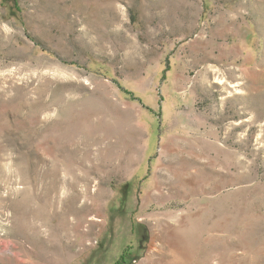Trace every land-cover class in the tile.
Wrapping results in <instances>:
<instances>
[{"label":"rangeland","instance_id":"rangeland-1","mask_svg":"<svg viewBox=\"0 0 264 264\" xmlns=\"http://www.w3.org/2000/svg\"><path fill=\"white\" fill-rule=\"evenodd\" d=\"M0 264H264V0H0Z\"/></svg>","mask_w":264,"mask_h":264}]
</instances>
